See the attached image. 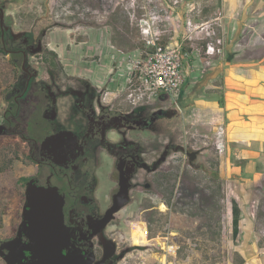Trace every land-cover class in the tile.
Masks as SVG:
<instances>
[{
  "label": "rangeland",
  "instance_id": "1",
  "mask_svg": "<svg viewBox=\"0 0 264 264\" xmlns=\"http://www.w3.org/2000/svg\"><path fill=\"white\" fill-rule=\"evenodd\" d=\"M204 1L207 0H192V3L198 6ZM2 2L7 3L5 22L15 33L26 31L38 35L42 30L47 31L46 49L37 55L40 63L35 62L39 72L56 69L59 77L70 84L82 78L99 90L112 89L107 82L93 81L88 72L107 69L108 64L114 74H122L124 70L117 67L114 56L119 60L123 55L121 49L131 55L141 50L143 39L139 23L146 16L142 9L144 0H0ZM214 4L216 6L217 0L212 6ZM246 4L250 9L245 10L254 28L242 32L234 53L227 50L222 58H209L200 50L199 57L191 55L183 59L180 113L183 112L185 118L192 112L194 118L185 121L182 117L176 126L181 132L195 135L196 143L192 141L190 149L200 154L189 164L183 153L172 152L155 182L156 191H135L122 209L121 215L126 220L137 217L148 220L153 235L158 238L156 246L148 251L143 249L142 258H133L136 264H160L164 250L159 243L168 230L172 232L169 242L180 244L177 256L171 257L176 264H234L235 247L243 239L242 232L244 234L242 223L246 233L250 229L258 233L260 246L264 247V0H247ZM207 8L205 16L213 12V7L207 4ZM245 10L239 12V18ZM224 11L226 14L225 8ZM186 14L185 7H180L173 18V25H179L167 36L168 40L173 36L184 38ZM242 43L248 46L244 55L238 48ZM95 50L97 54L90 55ZM105 51L109 59L102 60L100 56L104 57ZM12 68L9 57L0 53V122L8 105L3 90L14 80ZM242 74L243 78L248 76V80H240ZM124 83L125 78L121 76L118 84ZM120 97L114 101L117 106L119 102H127L125 95ZM225 100L229 110L220 107L225 105ZM158 102L159 99H154L146 106L155 107ZM197 134L211 139L212 144L222 139L226 152L220 155L211 147L199 148ZM163 139L164 135L161 144ZM24 146L16 136L0 135V239L9 235L21 218L23 185L30 173ZM179 180L184 189L183 198L172 204ZM234 200L241 209V219L244 218V222L240 220L241 233L236 239L232 232ZM125 223L127 232L129 227L127 221ZM133 240L135 244L148 242L141 238L139 231H134ZM0 264H5L1 257Z\"/></svg>",
  "mask_w": 264,
  "mask_h": 264
},
{
  "label": "flooded vegetation",
  "instance_id": "2",
  "mask_svg": "<svg viewBox=\"0 0 264 264\" xmlns=\"http://www.w3.org/2000/svg\"><path fill=\"white\" fill-rule=\"evenodd\" d=\"M6 4L0 3V53L9 57L14 80L3 90L8 105L0 124L8 129L6 135L16 136L25 144L30 173L23 185L24 203L32 180L39 187L56 188L63 197L64 262L128 264L131 260L136 264L133 258H142V250L124 242L126 218L121 215L122 209L111 218L108 211L120 189L122 172L129 176L132 199L137 190L156 191L155 182L172 152L187 153L189 159L200 154L190 149L192 141L196 143L193 133L181 132L176 126L183 117L182 95L177 102L160 97L155 107L131 106L127 102L117 106L114 101L121 97L112 102L104 98L108 90L115 89L99 90L82 78L70 84L52 68L40 73L35 62L40 63L37 55L46 49L47 31L38 35L15 33L5 22ZM192 118L194 113L190 112L184 120ZM162 135L165 139L161 144ZM163 156L165 160L158 164ZM24 203L19 223L0 239V246L19 237ZM19 239L11 246L12 252L31 244L26 233ZM3 251L10 253L8 249ZM24 252L25 257L16 264L32 260L31 251Z\"/></svg>",
  "mask_w": 264,
  "mask_h": 264
},
{
  "label": "built area",
  "instance_id": "3",
  "mask_svg": "<svg viewBox=\"0 0 264 264\" xmlns=\"http://www.w3.org/2000/svg\"><path fill=\"white\" fill-rule=\"evenodd\" d=\"M213 1L207 0L206 4L201 2L195 6L192 0L185 2L184 0H144L142 9L146 16L140 20L139 25L146 50H138L139 53H134V55L123 52L119 60L114 56V59L118 61L117 67L124 70L122 74L125 83L124 85L118 84V88L113 92L108 90L104 95L105 100L112 102L113 99L125 95L124 100L128 104L138 106L168 96L172 101L177 102L184 83L183 59L185 56L199 57L200 50L209 58H222L227 50L230 54L234 53L236 51L235 44L240 40L232 39L229 26L225 23L226 14L223 5L217 0L216 6L215 4L212 6ZM207 4L208 7H213V12L205 16L204 11ZM183 6L187 13L183 25L184 39L182 43H175L172 39L168 40L167 36L175 26L179 25H173V18ZM197 39L200 40V43L196 42ZM184 42L190 43V53H183ZM172 44L175 45V48H171ZM198 44H201L200 47ZM240 47H238L239 53L246 54L248 46L242 43ZM114 59L111 58L112 64L115 63ZM197 136V140L200 142L199 148L211 147L220 155L226 152L222 139H216L212 144L211 139H205L199 134ZM184 158L189 160L187 154L184 155ZM183 192L184 189L179 180L175 186L171 203L181 200ZM127 226L129 229L124 236V242L127 245H137L142 249V252L143 249L148 251L157 245L158 238L153 235L148 220L140 217L128 219ZM134 231H139L141 238L148 241L147 244H135ZM171 234L172 232L168 230L166 236L162 237V243H159L162 244L160 246L164 250L163 258L159 261L160 264H176L172 258L177 256L180 244L169 242Z\"/></svg>",
  "mask_w": 264,
  "mask_h": 264
},
{
  "label": "water",
  "instance_id": "4",
  "mask_svg": "<svg viewBox=\"0 0 264 264\" xmlns=\"http://www.w3.org/2000/svg\"><path fill=\"white\" fill-rule=\"evenodd\" d=\"M1 17L3 21V14ZM171 48H175V45L172 44ZM38 52L41 51H35V53ZM167 97L165 96V98ZM7 133L6 126L0 124V135H6ZM49 140H54V138ZM190 159L193 161L195 157L191 156ZM164 160L165 156L157 163L160 164ZM130 187L129 176H124L122 172L120 189L114 196L113 204L108 211V218L113 217L114 213L120 211L129 203L131 199ZM62 207L63 197L59 195L56 188L39 187L33 183V180L29 182L22 211L23 220L19 225V237L26 233L31 240V244L22 247L19 252H12L11 246L19 242V237L4 241L0 246V255L8 264H16L15 261L17 260L22 261L25 257L24 249H28L32 253V260L27 264H68L64 262L62 252L65 237ZM3 249L10 250V253L5 254Z\"/></svg>",
  "mask_w": 264,
  "mask_h": 264
},
{
  "label": "crops",
  "instance_id": "5",
  "mask_svg": "<svg viewBox=\"0 0 264 264\" xmlns=\"http://www.w3.org/2000/svg\"><path fill=\"white\" fill-rule=\"evenodd\" d=\"M247 0H222V3L224 5V8L226 10V19L225 23L230 26V36H232V39H238L239 36L242 35V32L249 29V27L254 28L251 24V20L248 19L249 15L246 13V10L248 11L250 8L246 4ZM203 3L206 4L204 1ZM246 9V10H245ZM241 10H245L242 18H239V12ZM246 17V18H245ZM245 18V19H244ZM245 27V28H243ZM172 41L175 43H182L184 38L178 37V36H173ZM239 40V39H238ZM97 52L96 50L90 54L92 56L96 55ZM106 51L104 52V57L100 56L102 60L105 59L106 57ZM109 56V55H108ZM98 58V59H100ZM100 59V60H101ZM106 59H109L106 57ZM110 61V60H109ZM111 62V61H110ZM112 63V62H111ZM90 77L92 76V80L96 81L98 84L101 83H108L109 87L112 89H117L118 81L123 74L117 75L116 73L114 74L111 68H108L107 64V69L101 68V69H96V72H93L90 70L89 72ZM243 74L240 76L241 79L248 80V76L246 78L242 77ZM246 76V75H245ZM250 78V77H249ZM248 82V81H247ZM208 106L209 104L211 105V102H207ZM222 103V102H221ZM228 101L225 100V105L222 107L223 104L220 105L221 108L228 109L227 105ZM218 105V103H216ZM242 222H244V218L241 219ZM244 229V234L242 232V240H239V244L235 247L236 251H238L245 259L244 264H264V247L260 246L259 243V238H258V233L256 231H253V229H250L247 233L245 232V225L242 223L241 224ZM241 233V232H240Z\"/></svg>",
  "mask_w": 264,
  "mask_h": 264
},
{
  "label": "trees",
  "instance_id": "6",
  "mask_svg": "<svg viewBox=\"0 0 264 264\" xmlns=\"http://www.w3.org/2000/svg\"><path fill=\"white\" fill-rule=\"evenodd\" d=\"M139 49L146 50L145 43L143 40L141 42V47H139ZM121 50L125 52L123 49ZM182 50H183V53H190L191 52L190 43L184 42L182 46ZM240 220H241V209L238 203L234 200L232 203V232H233V237L235 239L238 238L239 233H240ZM235 243H237V241H235ZM233 261H234V264H244L245 263L244 257L238 251L234 252Z\"/></svg>",
  "mask_w": 264,
  "mask_h": 264
},
{
  "label": "clouds",
  "instance_id": "7",
  "mask_svg": "<svg viewBox=\"0 0 264 264\" xmlns=\"http://www.w3.org/2000/svg\"><path fill=\"white\" fill-rule=\"evenodd\" d=\"M218 1L223 5L222 0H218ZM223 7H224V5H223ZM206 10H208V8H206ZM225 20H226V18H225ZM186 154H187V153H186ZM187 156H188V155H187ZM188 158H189V156H188ZM188 163L191 164L192 161L189 159V160H188ZM163 205L166 206L165 203H163ZM126 221H128V220H126ZM125 233H126V232H125ZM125 244H126V243H125ZM141 250H142V249H141Z\"/></svg>",
  "mask_w": 264,
  "mask_h": 264
}]
</instances>
